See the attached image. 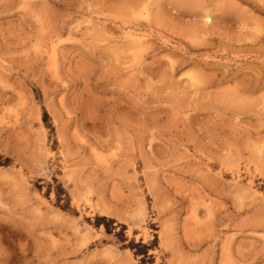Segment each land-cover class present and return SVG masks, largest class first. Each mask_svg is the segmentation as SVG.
I'll return each instance as SVG.
<instances>
[{
	"label": "rangeland",
	"instance_id": "obj_1",
	"mask_svg": "<svg viewBox=\"0 0 264 264\" xmlns=\"http://www.w3.org/2000/svg\"><path fill=\"white\" fill-rule=\"evenodd\" d=\"M0 264H264V0H0Z\"/></svg>",
	"mask_w": 264,
	"mask_h": 264
},
{
	"label": "trees",
	"instance_id": "obj_2",
	"mask_svg": "<svg viewBox=\"0 0 264 264\" xmlns=\"http://www.w3.org/2000/svg\"><path fill=\"white\" fill-rule=\"evenodd\" d=\"M48 116V114H47V111L45 110L44 111V119H46V117ZM60 198V197H59ZM101 219H105L106 217L105 216H102V217H100Z\"/></svg>",
	"mask_w": 264,
	"mask_h": 264
}]
</instances>
